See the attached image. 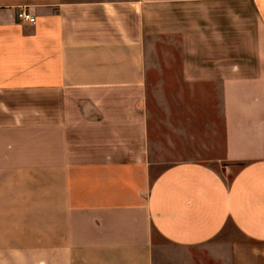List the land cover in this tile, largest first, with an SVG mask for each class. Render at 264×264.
Segmentation results:
<instances>
[{"label":"crops","instance_id":"0c3cea01","mask_svg":"<svg viewBox=\"0 0 264 264\" xmlns=\"http://www.w3.org/2000/svg\"><path fill=\"white\" fill-rule=\"evenodd\" d=\"M158 89L225 170L155 166ZM0 264H264V0H0Z\"/></svg>","mask_w":264,"mask_h":264},{"label":"rangeland","instance_id":"374dc122","mask_svg":"<svg viewBox=\"0 0 264 264\" xmlns=\"http://www.w3.org/2000/svg\"><path fill=\"white\" fill-rule=\"evenodd\" d=\"M151 96L150 112L155 166L163 168L177 161H202L212 168L225 170L222 163L220 117L210 111L212 102L193 95H171L158 89ZM206 95V94H205ZM217 104V100H216ZM205 106L206 109H202Z\"/></svg>","mask_w":264,"mask_h":264},{"label":"built area","instance_id":"2783aa9c","mask_svg":"<svg viewBox=\"0 0 264 264\" xmlns=\"http://www.w3.org/2000/svg\"><path fill=\"white\" fill-rule=\"evenodd\" d=\"M18 18L20 20L22 19L32 23L35 22V17L29 12L27 8H21V10L18 12Z\"/></svg>","mask_w":264,"mask_h":264}]
</instances>
